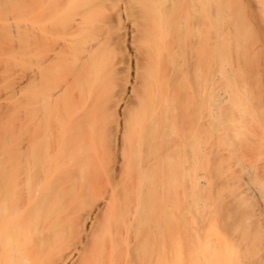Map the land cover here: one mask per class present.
<instances>
[{"label":"rangeland","instance_id":"obj_1","mask_svg":"<svg viewBox=\"0 0 264 264\" xmlns=\"http://www.w3.org/2000/svg\"><path fill=\"white\" fill-rule=\"evenodd\" d=\"M85 1L87 4L88 0ZM96 1L99 6L100 1ZM103 1L91 16L93 22L87 19L92 11L90 8L88 17L78 20L81 31L76 29L74 34H71L74 26L69 17L74 21L71 13L77 7L69 0L60 1L65 6L60 7L65 8L67 15H63L64 11L62 15L55 13L59 15L55 18H65L61 19L62 24L60 19L56 21L54 18L63 29L60 26L56 27L57 31L51 28L55 31L52 34L62 33L69 19L71 32L65 35L67 38L76 36L80 42L75 40L74 47L73 38L67 41L64 36L67 42L61 41V37L59 42L54 39L51 42L52 39L46 37L44 45L50 41V46L45 47L42 41L39 49V45L35 47L40 38H37L39 30L34 25L38 23L34 19L39 16L40 0H0V194L6 198L0 210V221L4 215L15 212L11 217L20 226H8L11 240L20 238V231L25 233V239H20L18 252L13 256L15 264L19 263L18 260L24 264H150L155 250L152 251L153 246H150L146 256L145 251L149 249L144 241L146 235L150 239L148 245L159 244L167 249L178 247L181 253L177 250L176 257L194 260L197 264L205 261L209 264H264V213L261 210V201L264 200V0L212 1L214 6L208 8L207 13L214 26L208 37L215 50L210 56L213 59L206 56V60L201 59L197 51V48L201 51L198 47L199 31L203 33V25L198 21L197 12L198 16L196 13L192 15L191 9L194 10L195 6L191 5L188 11L192 13L186 11L189 13L186 15L181 10L177 12L182 7L176 5L174 8L170 4L168 7H173L170 14V9L165 11L168 1L159 0L164 15H159L162 12L156 4L159 14L156 11L152 17L157 24L162 21L167 32L156 46L151 36L153 32L148 28L150 24L152 30L158 27L152 26L156 23L147 24V21L152 22V17L149 10V13L145 11L147 7L143 8L151 0H131L132 3L128 0L135 7L132 8L128 1L127 6L126 2L123 6L125 10L129 7L127 17H140L139 12L145 11L142 13L145 24L140 18V25H148L145 26L148 31H143H150L147 35L142 34L143 26H138L137 18L133 22L125 19L124 9L120 15L123 20H117L119 16L116 15L115 22L112 18L115 13L112 12L114 15L111 13L108 21L106 13L111 12L114 3L109 0L111 8ZM188 6L187 3L186 10ZM137 7L141 8L136 16ZM105 16L107 19L102 23ZM159 17L163 18L160 20ZM26 34L29 35L27 43ZM105 36L111 39L106 47L108 53L105 49L107 57L104 62L108 61L107 64L97 55L102 44L93 42L98 39L104 43L107 41ZM89 42L102 48L99 47L96 54L98 47L94 54L89 51L93 57L86 58L85 49L91 46ZM51 43L63 51L60 56L75 58V61L69 58L73 66L80 59L81 62L68 72V58L66 61L65 57V65H61L65 70L60 67L59 71V65L56 68L55 64L60 56ZM62 43L73 46L67 50L61 47ZM80 43L85 45L81 50ZM51 49L53 59L58 56L55 61L49 56ZM135 49L142 52V57ZM43 50L48 51L49 57L38 54ZM82 50L83 57L78 58ZM71 51H74L72 56ZM134 52L140 57L134 56ZM96 55L98 62H102L98 65L104 66L102 68L105 65L107 68L109 63L112 66L111 62L115 64L109 67V70H115H110L111 75L116 74L112 82L110 72L102 74V77L106 75L103 82L109 81L105 85L110 87L108 90L96 80L97 73L91 70L89 62ZM151 55L156 56L153 63L158 64L155 63V67L160 77L157 73L159 78L156 77L154 82L162 89L160 94L153 80L156 88L151 87L150 94L146 93L148 86L152 85L150 77L153 79L156 75L151 71L153 69L150 70L148 59ZM143 56L146 61L141 64ZM134 57L138 61L135 69ZM61 60L58 64L63 62ZM139 66L141 72L137 70ZM102 68L99 67V71H108ZM133 69L139 72L135 73ZM143 69L150 74L147 77L144 72L146 86L150 80L148 88H142L140 82L143 79L139 80L144 76ZM139 73L142 75L137 76V82L135 79V86L133 77ZM91 80L96 82L94 86L90 85ZM132 86L137 88L141 97L130 92ZM52 88L55 91L52 92ZM222 88L229 91V99L218 104L216 116L215 113L209 115L211 102L214 106L211 95H216L215 92ZM102 89L106 90L102 91L103 97L99 95ZM111 89L115 90L114 95V92L109 94ZM49 90L52 93L59 91L55 93L56 97L54 94L49 97ZM133 91L136 92L135 88ZM145 96L162 104L160 109V105L148 101L156 110L151 120L154 126L150 121L147 123L148 113L146 120V115L142 114L144 109L147 111L151 107ZM56 98L62 102L58 108ZM49 101H53L51 105ZM54 101L58 103L52 108ZM145 101L147 108H142ZM113 103L116 106H112ZM49 107L58 114L61 110L60 118L57 119ZM141 114L147 127L140 121ZM52 134L57 135L55 140ZM59 140L60 144H56L61 147L54 146V149H62V160L59 161L61 157L56 150V159L60 158L56 167V154L51 155L50 151L54 141ZM27 153L29 155L25 156ZM164 156L166 159L170 157L167 164L179 181L178 186L170 185V197L164 203L165 218L156 210L157 200L162 195L157 183L159 177H156H164L163 173L160 174L161 164L166 163ZM243 182L259 188V193L244 192L241 188ZM147 209L153 223L164 229L163 238L151 241L156 233L154 224L145 228L141 217L142 211ZM21 215L27 216L26 220H19ZM2 252L0 246V257ZM172 260L176 264V258Z\"/></svg>","mask_w":264,"mask_h":264},{"label":"bare ground","instance_id":"obj_2","mask_svg":"<svg viewBox=\"0 0 264 264\" xmlns=\"http://www.w3.org/2000/svg\"><path fill=\"white\" fill-rule=\"evenodd\" d=\"M61 2L63 1V0H60ZM60 1H58L57 0V2H56V0H40V6L38 5V7H39V16L37 17V15H36V17L38 18H36V19H34V20H37L36 22L38 23L37 24V26L36 25H34V27L36 28V27H38V30H39V33H37V34H39V36L37 35V38H38V40H39V38H40V40H39V42L40 43H35V47L36 48H38L37 46L39 45V49H41L42 47V45H41V42L43 41V45L45 44V42H44V39L47 37H49V39L51 40V42L53 41V39L54 40H57L58 42L60 41V39H59V37H61V41L63 40V41H66V39L65 38H67L66 37V35H69V33L71 32V29H70V32H69V28H70V24H69V19H70V23L71 22H73L74 23V21H75V25H73V23H72V26H74L73 27V30H72V32H71V34L73 33L74 34V30H76V29H79L80 31H81V29H80V26L78 25V24H81V23H79V21L78 20H84V19H86L87 17H88V15H89V17L87 18V19H89L90 18V20L92 21V19H91V16H92V14H94L95 12V9H97L98 10V8H99V6L100 5H102V1L103 0H99L100 1V3H99V1L97 0L96 2L97 3H99L98 5L99 6H97L96 5V3L93 1V0H88V5L85 3V2H87V1H85L84 0V2H81V3H78V1L77 2H75V0H69V1H71L70 3H72L73 5L75 4V7H77V9H74V12H75V14H74V12H73V5H72V7H71V5H70V8L72 9V11L71 12H73V13H71V14H73L72 16L73 17H75V19H74V21H71V16L69 17V19L68 18H66V20L68 19V21H67V23H68V25H67V28L65 29V30H62V33H64V35L62 36V33L60 32V33H57L56 35L55 34H52V32H55V31H52V30H56L59 26L61 27V19H62V21H63V18H65V17H63V18H59V17H57V18H55V15H57V16H59V15H62L63 13V15H67V13H65L66 11H64L65 10V8H64V10H62L61 9V7L63 6V5H61L62 3L60 2ZM89 1H90V4H89ZM111 1V2H110ZM106 0V2H108L107 4H109L110 5V3H114V6H113V9L112 10H110L111 12H109V13H106V14H108L107 15V17H108V19H107V17L105 18L104 17V19H103V21H102V23H105L104 21L107 19L108 21L109 20H111L110 18H111V13L112 12H114L115 13V16L114 17H112L113 19H114V21L116 22L117 20H119V21H121L120 19H122L123 20V18L124 17H121L122 15H121V13L123 12V9H124V11H125V13H126V15H125V19L127 18V20H131V22H133L132 20L133 19H136L137 18V20H135V21H137L139 24H138V26L139 27H142L141 29H142V34L144 35V33H143V31L146 29V27L145 26H148L147 24H149V23H156V21H155V19H154V16L156 15V13H158L159 14V12L157 11V10H159L160 9V13L162 12V14H159V15H164V9H162V11H161V8H162V5H161V7L159 6L160 5V3L159 2H161V1H159V0H151L150 1V3L149 4H147L146 6L145 5H143L142 7L144 8V9H146V7H147V9L145 10V11H147L148 12V10L150 11V16L152 17V15H154L151 19H152V22H149V21H147V24L144 26V18H145V16L143 17V14L142 13H144L145 14V11H142V12H139L140 11V8L141 7H137L136 9H135V12H137L136 14H135V12H134V10L132 11V13H133V16H134V14L137 16V15H139L140 14V17L138 18V17H131L130 15V17H131V19H129L130 17H127L128 16V9H129V7L127 8V10H125V7L123 8V6L126 4V6H127V2L126 1H128V0ZM129 1H131V0H129ZM128 1V2H129ZM163 2L164 1H168V5L167 6H165V7H168V6H170V4L171 5H174L173 7L175 8V6L177 5V8H180V7H182V8H180V9H177L178 11L177 12H179V10H181L183 13H185L186 14V11L187 12H189L190 11V9H191V5H193V6H195L196 7V10H195V7H194V10L193 9H191V11H193L194 13L192 14V15H194L196 12L198 13V15H199V20L198 21H201V23H202V25H203V33H202V31H199V37H200V42H199V46L198 47H200V49H201V51H199V48H197V51L199 52V55H200V58L202 59H205V58H209L211 55H213V52H214V46L211 44V43H209V42H211L210 41V36H211V34H212V30H213V26H214V24H213V21H212V18L211 17H209L208 16V8H210V7H213L214 6V4H212L213 2V0H162ZM178 1V2H177ZM39 2V1H38ZM104 2V1H103ZM106 2H104V3H106ZM110 2V3H109ZM126 2V3H125ZM177 2V3H176ZM60 3V4H59ZM64 3H68L67 1L66 2H64ZM123 3V4H122ZM125 3V4H124ZM131 3H132V1H131ZM189 4V6L187 7L188 9L186 10L185 9V5L186 4ZM65 4V5H66ZM160 7L159 9H158V6ZM163 4V3H162ZM57 5V6H56ZM96 5V7H94ZM129 5L132 7V5L130 4V2H129ZM213 5V6H212ZM61 6V7H60ZM69 6V5H68ZM90 6V7H89ZM93 7V9H92V7ZM156 6V7H155ZM63 7H65V6H63ZM87 7V8H86ZM98 7V8H97ZM110 7L112 8V5H110ZM115 7V8H114ZM130 7V8H131ZM133 7H135V6H133ZM132 7V8H133ZM171 7V6H170ZM173 7H172V9H170L169 7H168V9H165V11L166 12H168V10L170 9V14L171 13H173L172 11H173ZM189 7H190V9H189ZM66 8H67V6H66ZM91 8V10H89ZM110 8V9H111ZM156 8H157V10H156ZM49 9V11H47ZM104 9V8H103ZM139 9V10H138ZM58 10V11H57ZM60 10H61V14H60ZM67 10V9H66ZM76 10H78L77 12H76ZM113 10H115V11H113ZM175 10V9H174ZM189 10V11H188ZM47 11V12H46ZM64 11V12H63ZM87 11H91L90 13L91 14H88L89 12H87ZM157 11V12H156ZM180 11V12H181ZM59 12V13H58ZM63 12V13H62ZM108 12V11H107ZM131 12V11H130ZM138 12H139V14H138ZM156 12V13H155ZM176 12V11H175ZM179 12V13H180ZM49 13V14H48ZM55 13H58V14H55ZM104 13V12H103ZM124 13V14H125ZM149 13V12H148ZM148 13H146L147 15H146V17L148 18ZM190 13V12H189ZM189 13H187L186 15H189ZM192 13V12H191ZM190 13V14H191ZM197 13H196V15H197ZM38 14V13H37ZM88 14V15H87ZM110 14V15H109ZM113 14V13H112ZM123 14V15H124ZM168 14V13H167ZM182 14V13H181ZM114 15V14H113ZM119 16L118 18L119 19H117V16ZM121 15V16H120ZM141 15H142V17H141ZM158 15V16H159ZM183 15V14H182ZM197 15V16H198ZM68 16H69V14H68ZM87 16V17H86ZM110 16V17H109ZM158 16H156V17H158ZM196 16V17H197ZM85 17V18H84ZM155 17V18H156ZM54 18L56 19V21H58L59 19V22L61 23H56V21H54ZM140 18H142V20H143V23L144 24H141L140 25V23H142L141 22V19ZM149 18V19H150ZM163 17H161V19H162ZM200 18H201V20H200ZM115 19H117V20H115ZM124 19V20H125ZM158 19V18H157ZM159 19H160V17H159ZM160 19V20H161ZM164 20V19H163ZM36 22H34L35 24H36ZM93 22V21H92ZM130 22V21H129ZM162 21H160L158 24L156 23L155 25H152L154 28H156V27H158V28H156V30L154 29V30H152V28L150 29V25H149V30H151V32H153L154 33V37H153V33H151V36H152V40H153V42H154V44L156 45V46H159V44H160V42H162L163 41V39H164V36H165V33L167 32V28H165L164 26L165 25H163L162 23H161ZM101 23V24H102ZM119 23V22H118ZM163 23H164V21H163ZM58 24V25H57ZM56 25V26H55ZM66 25V24H65ZM105 26H106V24H104ZM104 25H102L103 27H104ZM157 25V26H156ZM53 26V27H52ZM68 26H69V28H68ZM107 26H108V22H107ZM106 26V27H107ZM156 26V27H155ZM57 27V28H56ZM106 27H104L105 28V30H106ZM145 27V28H144ZM51 28H52V30H51ZM102 28V27H101ZM60 29H63V27H61ZM68 29V30H67ZM109 29V28H108ZM107 29V30H108ZM67 30V31H66ZM104 30V29H103ZM147 30V29H146ZM49 31H51V34H50V32ZM57 31V30H56ZM60 31V30H59ZM148 31V30H147ZM156 31V32H155ZM66 32H69V33H66ZM76 32H77V30H76ZM109 32V30L106 32L107 34H109L108 33ZM48 33H49V35L51 36V35H54V36H51L52 38H50V36H48ZM149 34H150V31L148 32ZM148 33H145V35H147ZM59 34H60V36H59ZM66 34V35H65ZM47 35V36H46ZM79 35V34H78ZM77 35V36H78ZM26 38H25V42L27 43L28 42V38H29V35H27L26 34ZM34 36H35V34H34ZM64 36H65V38H64ZM131 36L133 37L134 35H132L131 34ZM209 36V37H208ZM63 37V38H62ZM149 37H150V35H149ZM56 38V39H55ZM69 39H74V41H73V39L71 40V43H73V42H75V40H77V38H76V36L74 37H68ZM67 38V41L69 40ZM105 38H106V42H104V43H107V45H103L104 43H102L103 41L102 40H98L97 39V41H93V42H96L98 45L99 44H102V47H101V45L99 46V47H101L102 49H103V51H99L98 53H97V55L99 54V56L98 57H100V60L102 61V59H103V61L102 62H104L105 60H106V57H107V55L105 54V49H106V47H108L109 45H108V42H110V37L108 38V36H105ZM209 38V39H208ZM36 39V36L34 37V40ZM65 39V40H64ZM110 39V40H109ZM151 39V38H150ZM66 41V42H67ZM37 42V41H36ZM57 42V43H58ZM70 42V41H69ZM80 42V41H79ZM78 42V40H77V43H79ZM93 42H89L88 44H91V46L90 47H88V49H85V50H87L86 52V54H85V56H86V58L88 57V56H92L93 57V54H94V50L98 47V46H95L94 44L92 45V43ZM147 42H149V40H147ZM153 42H151V40H150V42L149 43H153ZM47 43H49V44H46V45H48L47 47H49L50 46V41L49 42H47ZM76 43V44H77ZM83 43H85V42H83ZM95 43V44H96ZM209 43V44H208ZM52 44V43H51ZM66 43H64V45H63V43L61 44V47H64L65 49L67 48V50H69V48L71 47V46H73L74 45V47L76 46V44L75 43H73V45H70V47H68L69 45H65ZM81 44V47H80V50H81V48H82V43H80ZM79 44V45H80ZM86 44V43H85ZM96 44V45H97ZM201 44V45H200ZM37 45V46H36ZM46 45H44L45 47H46ZM79 45H77V49H79ZM212 45V46H211ZM27 46H28V44H27ZM43 46V47H44ZM85 45H83V47H84ZM105 46V47H104ZM206 46V47H205ZM52 47L54 48L55 47V45L54 44H52ZM51 47V48H52ZM97 48L96 50H95V54H96V51L97 50H99L100 48ZM201 47H204V48H201ZM52 48V49H53ZM52 49H51V52L49 51H47L48 53H50L49 54V56L50 57H52L51 59H53V57L54 56H51L53 53H52ZM64 49V50H65ZM71 49V48H70ZM145 49V48H144ZM202 49H204V50H202ZM205 49H207L206 51H205ZM50 50V49H49ZM55 51L57 50V52H58V56H60V53L61 52H63V51H61L60 49H56V47H55V49H54ZM60 50V51H59ZM137 52L139 51V50H137V49H135ZM134 50V51H135ZM83 51L84 50H82V51H80L79 52V54H78V58H82L83 57ZM89 51L91 52H93V54L92 55H90L89 54ZM106 53H108V48L106 49ZM135 51V52H136ZM202 51H204V56H203V54H200V53H202ZM45 52V53H44ZM46 51H42V53H38L39 55L41 54V55H47L48 56V53H47ZM54 52V51H53ZM72 52V53H71ZM71 52H69V54L71 53V56L73 55V53H74V51H71ZM91 52V53H92ZM134 52V53H135ZM141 51H139V54H140V56H141V53H140ZM146 52L147 51H145V52H143V54H144V56L146 55ZM100 53H102V58H101V54ZM103 53H104V55H103ZM206 53H208V54H206ZM55 54V55H56ZM62 54V53H61ZM138 54V55H139ZM151 54V53H150ZM206 54V55H205ZM55 56L56 58H55V60L57 59V57L58 56ZM97 55H96V57L95 58H93L92 60H94V59H96V61L97 62H92V60H90V62L89 63H91V65H92V68H91V70H93L95 73H97V75H96V80H99L100 82H101V85H102V87L103 88H107L106 90H108V87L109 86H105L106 85V83L107 82H109V81H107V82H103L104 81V79L106 78V73L105 72H110V70H112V68H110V70H109V67H112L113 65H115V64H113V62H111V64H112V66L110 65V63H109V66L106 68V65H105V68H102V67H104L103 65H101V66H99L100 64V62H98V60H99V58H97ZM134 55V54H133ZM137 54L135 53V55L134 56H136ZM48 56V57H49ZM62 56V55H61ZM60 56V58L58 57V59H59V61L61 60V59H63V62H64V59H65V57H66V61H67V58H68V61L70 62H66L67 63V65H66V70L69 72V71H71L74 67H76L75 65L78 63L79 64V62H81V59L79 60V62H77V63H74V66H73V64H72V62L73 61H75V58L74 57H72L73 58V61L71 60L70 61V59L69 58H71V57H67V55H64V56H62L61 57ZM69 56V55H68ZM140 56H136L137 58L138 57H140ZM144 56H143V60L142 59H140V61H142V63L141 64H143V63H145L144 61H146V60H144V59H146V57L144 58ZM147 56H149V54H147ZM207 56V57H206ZM136 57H134V63L136 64V65H134L133 67H134V69H135V66H138L137 65V63H138V61H137V59H136ZM142 57V56H141ZM151 57H153V58H151ZM205 57V58H204ZM71 58V59H72ZM154 58H156V56H150V58L148 59V57H147V59H148V62H150V70L151 69H153V70H151L152 72H154L153 74H155V72H156V75L153 77V79H152V77H150V80L148 79V83H147V86L150 84L149 83V81L152 83V80H153V82L155 81L154 79L156 78V77H158V75H159V77H160V74L158 73V71H157V66L155 67V63L157 64V62H155V63H153L154 61H153V59ZM158 58V57H157ZM207 58V59H208ZM211 59H213L212 57H210ZM50 59V58H49ZM136 59V60H135ZM54 60V59H53ZM54 60V61H55ZM150 60V61H149ZM206 60V59H205ZM58 61V63H60ZM62 61V60H61ZM86 61V60H85ZM151 61H152V64H151ZM63 62H61V64H58L57 62V64H55V67L56 68H58L59 67V71H60V69L62 68V66H63V64L65 65V62L63 63ZM102 62H101V64H102ZM108 62V61H107ZM107 62H104V63H106L107 64ZM147 62V63H148ZM87 63V62H86ZM95 63H97V64H95ZM71 64H72V68H71ZM77 64V65H78ZM99 64V65H98ZM154 64V65H153ZM59 65V66H58ZM62 65V66H61ZM69 65V66H68ZM81 65V64H80ZM156 68V69H154L153 68V66ZM158 65V64H157ZM58 66V67H57ZM54 67V68H55ZM61 67V68H60ZM71 69H70V68ZM78 67V66H77ZM83 67H84V65H83ZM99 67L100 68H102V70H104V69H108V71H99L100 69H99ZM116 67V66H115ZM114 67V68H115ZM52 68H53V66H52ZM53 68V69H54ZM65 67H63L62 69H64ZM113 68V69H114ZM142 69V67H140L139 66V69H137V70H140V72H141V69ZM52 69V70H53ZM75 69V68H74ZM85 69H86V67H85ZM116 70H117V68H115ZM133 69V70H134ZM65 70V69H64ZM144 70V69H143ZM142 70V73H143V75L144 76H141L142 74L141 73H139V75H135V74H133V76L135 75L136 77H133L134 78V82H135V79H136V82L138 81V79L140 80V81H142L141 79H143V81L142 82H140V83H137L138 85L140 84L141 86H142V88H143V86L145 87L146 85V83H145V81H146V78H145V76H146V74L148 75V73H146L145 72V70L143 71ZM156 70V71H155ZM53 71H56L55 69L53 70ZM113 71V70H112ZM111 71V72H112ZM115 71V70H114ZM113 71V72H114ZM134 71H136V70H134ZM58 72V71H57ZM111 72L109 73V75H111ZM137 72H139V71H136L135 73H137ZM144 72L146 73V74H144ZM103 73H105L106 75H105V77H102V74ZM116 73H117V71H116ZM157 73H158V75H157ZM113 74L114 73H112V75L110 76V78H109V80L112 82V80L114 79H112V77H115V75L113 76ZM141 74V75H140ZM104 75V74H103ZM150 75V74H149ZM149 75L147 76V77H149ZM139 76H141V77H143V78H141V77H138ZM151 76H152V74H151ZM158 77V78H159ZM104 78V79H103ZM157 78V79H158ZM145 79V80H144ZM156 79V82L159 84V85H161L160 83V81L158 82V80ZM161 79V78H160ZM107 80V79H106ZM161 81H162V79H161ZM102 82L104 83V84H102ZM114 82V81H113ZM136 82L134 83V85L136 86ZM95 81H93V80H91L90 81V85L92 84V86H94L95 85ZM155 83V82H154ZM100 84V83H99ZM114 84V83H113ZM133 85V84H132ZM139 85V86H140ZM155 86L157 85L156 83L154 84ZM113 86V85H112ZM111 86V87H112ZM146 86V88H148V89H146L147 91H146V93H148V94H150V90H151V87H154L153 86V83H152V85L150 84L148 87ZM158 86V85H157ZM54 87H56V85H54ZM101 87V88H102ZM114 87H115V85H114ZM160 86H158L157 88H158V93L160 92V93H162L161 92V90H160V88H159ZM162 87V86H161ZM100 88V89H101ZM110 88V87H109ZM113 88V87H112ZM122 88H124V89H122ZM121 89L122 90H125V87H122ZM135 88V90H136V92L135 91H133V89ZM133 88V86L131 87V93H137L140 97H141V94L138 92V90H137V88L136 87H134ZM154 88H156V87H154ZM51 89V88H50ZM105 89H102L101 90V92L102 91H104ZM114 89V88H113ZM113 89H111L112 91H110L109 90V94H110V92H111V94L115 91H113ZM227 89V88H226ZM225 88H222V90L221 89H219L218 90V92L216 91L215 92V94L217 95H211V97L212 98H210V99H213V97H214V106L212 107V102H211V104H210V109H211V111H210V114L209 115H213L214 113H215V116H216V114H217V108L219 107V105L220 104H222V103H224L225 101H226V99L228 100L229 99V94H228V92L229 91H227ZM57 90V89H56ZM59 90H61V88H59ZM58 90V91H59ZM105 90V91H106ZM140 90H141V87H140ZM50 92H51V90H49ZM48 91V92H49ZM53 91H55L53 88H52V92ZM58 91H56L55 93L57 94V92ZM48 92H47V94H48ZM50 93L51 95H49V97H52V94H54L53 96H55L56 97V95H55V93ZM101 92L99 93V95H101L102 97H103V92H102V94H101ZM144 92V91H143ZM105 94H106V92H104ZM107 93H108V91H107ZM145 93V92H144ZM159 93V94H160ZM115 94V92L113 93V95ZM136 94V96H137V98H138V100H139V97H138V95ZM27 95V94H26ZM105 96V95H104ZM112 96V95H111ZM136 96H134V97H136ZM216 96V97H215ZM26 97H28V96H26ZM54 97V98H55ZM142 97H143V93H142ZM146 98H147V96H145V100H146ZM27 99L28 98H26L25 99V102L27 101ZM57 99V98H56ZM142 99V98H141ZM148 100H146L147 102L149 101V100H151L150 99V96L147 98ZM55 100V99H54ZM58 100V99H57ZM60 100V99H59ZM58 100V101H59ZM62 100H63V98H62ZM51 101V100H50ZM49 101V102H50ZM145 101V103H143V106L144 107H142V108H147V102ZM53 102V101H52ZM52 102H50V105L52 104ZM137 102V101H136ZM143 102V101H142ZM151 104H156V101L154 102L153 100H151V101H149ZM148 102V103H149ZM55 103H58V102H56V101H54V103H53V105H52V108H54L53 106H57L56 108H58V107H60L59 106V104L60 103H62V102H60L59 101V103L56 105ZM116 103V102H115ZM115 103H113L112 104V106H116V105H114ZM149 103V104H150ZM158 104H156V105H160V109H161V103L160 102H157ZM220 103V104H219ZM236 105H237V102L235 101L234 102ZM233 103V106L235 107V104ZM25 104H27V102L25 103ZM141 104V102L139 103V105ZM146 106H145V105ZM150 104V105H151ZM219 104V105H218ZM62 105V104H61ZM218 105V106H217ZM140 107H141V105H140ZM149 107V106H148ZM49 108H51V107H49ZM51 108V109H52ZM61 109V108H60ZM50 111H52L53 113H55L54 111L55 110H50ZM61 111V110H60ZM60 111H59V114L58 113H55L57 116V119L58 118H60L58 115H61V113H60ZM135 113H138V112H136V111H138V110H133ZM132 111V112H133ZM155 106H152L151 105V107H149V109H147V111H146V109H144V111H142L143 113L142 114H144V115H146L147 113H148V116H149V118H150V120H149V118H148V120H147V123H148V121H150L149 123H151V120H152V115L153 114H156L155 113ZM145 112V113H144ZM134 113V114H135ZM140 113H141V111H140ZM54 114V115H55ZM142 114H141V116H140V121H141V123H145V121H142V118H144V117H142ZM130 115H131V113H130ZM143 115V116H144ZM147 115L145 116V120H146V118L148 117ZM157 117H159V115H156V118ZM68 119V118H67ZM60 120V119H59ZM59 120L57 121V124L59 123ZM158 120V119H157ZM139 122V121H138ZM153 122V121H152ZM147 123H145L146 124V127H147ZM60 124V123H59ZM58 124V125H59ZM151 125H153L152 123H151ZM150 125V126H151ZM149 126V124H148V128L150 127ZM154 126V125H153ZM58 127V126H57ZM149 129H151V127L149 128ZM152 130V129H151ZM156 130V129H155ZM54 133L55 134H57L58 135V133H56V131H54ZM57 135H55L54 136V134H52V137H54L53 139L55 140L56 139V136ZM59 139V138H58ZM93 140V139H92ZM92 140H90L89 142H91ZM56 143H58V144H60V140H59V142H55L54 141V143H53V146L51 147V148H53L52 150H51V148H50V150L52 151H50V153H51V155H53V152H54V155L56 154V150H57V154L61 157V153L60 152H62V149H54V146H56L55 148H58L60 145H58V144H56ZM65 146V145H64ZM61 147V146H60ZM65 147H63V149H64ZM54 150V151H53ZM27 152V151H26ZM49 153V154H50ZM57 154L54 156V160H56V161H54V162H56V164H55V166L57 167V162H58V164L61 162V160H62V157H61V159L59 158V156H58V159H60L59 161H57L58 159H56L57 158ZM29 154L27 153V154H25V156H28ZM50 155V156H51ZM166 156V155H165ZM163 157V158H165V162L166 163H164L163 162V164H161V165H166L167 163H169V161H168V159L170 158L169 156H167V158L168 159H166V157ZM53 157V156H52ZM27 158V157H26ZM30 158V157H29ZM162 158V157H161ZM161 158H158V159H161ZM162 158V159H163ZM51 159V161H52V159L53 158H50ZM28 160V159H27ZM164 160V159H163ZM52 161V162H53ZM168 161V162H167ZM161 165H160V167H159V169L161 168ZM170 165V164H169ZM59 166V165H58ZM162 166V169H161V171H160V174L161 173H163L164 174V177L162 178L161 176H159V175H157L156 173V175H157V177L156 178H158L157 180V183L159 184V187L162 189V195H160L159 196V198H158V200H157V208H156V210H157V212L158 213H160V214H162L163 215V217L165 216V215H167L165 212H164V203H165V201H167V199L170 197V194H168L171 190H172V188L170 187V185H175L176 184V186H178L179 185V181L177 180V179H175V178H177V177H174V173L172 172V170H171V166H168V164L165 166V167H163ZM52 172H54V170H52ZM49 173H51V171H49ZM173 174V175H172ZM155 175V176H156ZM245 178V177H244ZM245 181V180H244ZM144 182V181H143ZM197 182L199 183L200 182V179L199 178H197ZM202 182H204V181H202ZM197 183V184H198ZM242 183V182H241ZM243 183H245V182H243ZM242 187V190L244 191V192H246V193H255V192H258L257 190H259V188L258 189H256V187H254V186H251V185H248V184H243V185H241ZM156 187V186H155ZM154 187V188H155ZM164 191H165V194H163L164 193ZM259 193V192H258ZM257 194V193H256ZM30 197V196H29ZM172 197V196H171ZM30 198H32V196L30 197ZM29 198V199H30ZM5 202H6V198H5V196L3 195V194H0V210H1V207H3V205H5ZM261 210H262V212L264 213V200H262L261 201ZM2 211V210H1ZM15 214V212H12V213H9V214H6V215H4L3 217H2V221H0V246H1V250L3 251L2 252V256L0 257L1 259H2V261L0 262V264H11L12 262H13V264H15V262L14 261H16V260H14L13 259V256L15 257L16 255V253L18 252V249H19V244H21V241H20V239L22 238L23 240L25 239V233L24 232H22V231H20L18 234H19V237L20 238H16V241H13V240H11L12 238L10 237V235H11V233L9 232V230H10V228H8V226L9 225H16V226H20L19 225V223L16 221V219H13L11 216L12 215H14ZM27 214V213H26ZM26 214H24V215H26ZM30 214H32V213H30ZM24 215H21V216H19L18 218H19V220L21 219V218H23V219H25L26 220V218H27V216H26V218H24L25 216ZM23 216V217H22ZM32 217V216H31ZM141 217H143L142 219H143V226H145V228H147V226L148 225H153L154 223H153V221L151 220V218L149 217V210L147 209L146 211H142V214H141ZM165 218V217H164ZM22 219V220H23ZM132 219H134V217H132ZM24 220V221H25ZM34 220V219H33ZM28 221V220H27ZM23 222V221H22ZM31 222V221H30ZM24 223V222H23ZM29 224L30 223H28V226H29ZM25 225V224H24ZM27 225V224H26ZM27 228H30V227H27ZM154 228H155V230H156V233H155V235H154V238H151V241H153L154 239H157V238H163L164 237V235H163V231H164V229L162 228V227H160L158 224H154ZM136 230H134V232H135ZM149 237L146 235V237H145V239H144V241H146V246H148V251H145V254H146V256L148 255V253H149V251H150V246H153V247H151L152 248V251L153 250H155V254H154V258H153V261H152V263H150V264H174L175 263V261H173L172 260V258H176V264H197L196 262H194V260H189V261H186V260H182V259H179L178 258V256L176 257V251L178 250V247H173V246H171V247H168V249H167V247H164V246H160L159 244H157V245H148V243H149ZM160 240V239H159ZM21 247V246H20ZM176 249V250H175ZM179 249H180V246H179ZM69 253H72V251L71 252H69ZM178 253H181L180 252V250H178ZM67 255H68V252L66 253ZM4 256V257H3ZM174 256V257H173ZM3 257V258H2ZM11 259H12V261H11ZM18 259V258H17ZM18 262L19 263H17V264H20V263H22L21 261H19L18 260ZM26 262V261H25ZM22 264H24V262L22 263ZM56 264V263H55ZM136 264V263H135ZM198 264H201V263H198ZM202 264H209V261H205V262H203Z\"/></svg>","mask_w":264,"mask_h":264}]
</instances>
